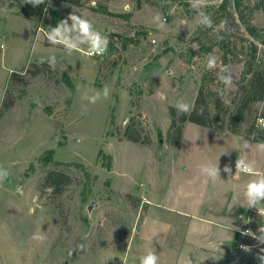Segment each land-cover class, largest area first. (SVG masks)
<instances>
[{
	"label": "rangeland",
	"instance_id": "1",
	"mask_svg": "<svg viewBox=\"0 0 264 264\" xmlns=\"http://www.w3.org/2000/svg\"><path fill=\"white\" fill-rule=\"evenodd\" d=\"M97 2L109 12L93 9L92 0L81 7L45 0L66 18L74 13L88 19L114 41L103 55L89 56L87 43L81 44L85 51L69 55L48 42L45 8L35 6L29 19L15 0H0V111L4 98L14 102L0 113V171L9 173L0 183V264H140L149 251L158 264H260L256 255L264 244L247 239L255 245L245 252L237 243L238 231L264 226V215L253 212L244 196L247 183L264 173V152L229 127L245 130L248 119L264 112V98L254 103L239 82L244 59L254 54L252 42L254 65L264 66L263 10L247 14V21L237 13L215 21L222 0L199 9L213 22L207 35L230 40L234 53L224 56L212 41L211 49L189 40L201 25L190 0H95V7ZM193 3L199 7V0ZM157 14L163 28L153 20ZM221 21L226 28L216 31ZM248 23L256 33H249ZM68 35L75 40L78 33ZM209 54L218 58L212 70L206 67ZM51 56L57 64L48 68L42 61ZM33 63L41 72H27ZM224 66L230 86L217 78ZM12 72L24 83L11 79ZM203 74L208 96L225 101L219 113L225 127L220 130L222 121L214 118L210 126L186 121L180 144L173 145L169 106L183 102L192 110ZM93 90L101 92L95 104L88 99ZM244 98L248 103L241 106ZM237 115L244 116L242 123ZM130 121L139 142L124 137ZM244 141L250 149L238 151ZM48 149L63 163L45 164L41 156ZM100 150L112 156L111 169ZM238 158L255 161L254 174L236 172ZM210 164L221 169L215 182L200 171ZM50 170L66 172L70 181L58 190L46 186ZM257 207L264 209V202ZM34 234L45 239L33 240Z\"/></svg>",
	"mask_w": 264,
	"mask_h": 264
},
{
	"label": "trees",
	"instance_id": "2",
	"mask_svg": "<svg viewBox=\"0 0 264 264\" xmlns=\"http://www.w3.org/2000/svg\"><path fill=\"white\" fill-rule=\"evenodd\" d=\"M64 2H67L71 5H74L76 7H81L85 5V3L89 0H61ZM15 4L19 8V12L23 14L26 18L32 19L33 18V10L35 6L33 7L32 4L24 3V0H15ZM97 7H94L93 9H98L104 13H108V7L106 5L99 4L97 2ZM40 8L45 10L48 13V17L45 20V24L48 25L50 28L55 27L60 20L65 19V14L58 8L48 6L46 3H43L39 5ZM234 9V12L231 11L228 13V9ZM255 9H262L264 12V0H222L219 9L217 10V19L214 18L215 21H218L219 19L223 17L234 19V13H237L241 17L242 20L247 21V14H251ZM207 30L202 25L199 26V28L195 31L193 36L190 37V41L197 42L201 41L203 48L204 47H212L210 45H217L220 47L223 52L224 56L228 55L229 53L233 54V48L231 47V42L229 39L222 38V36H219V34L215 35L216 33L207 35ZM248 30L249 33L254 34L256 33V27L253 25H250L248 23ZM144 37L148 36L147 30H142L139 32ZM215 35V40L213 41L211 39V36ZM112 37L115 36L112 34ZM220 38V39H219ZM209 41H212V44L208 45ZM114 41L110 40L107 47L111 48L113 46ZM250 50L251 54H255L257 52V44L252 42L250 44ZM251 55L250 57L244 59V68L241 73V79L239 82H245V87H247L248 90H246V94L252 96V99L254 100V103H260L262 102L264 98V66L263 68H256L254 65V60L256 56ZM47 60H43L42 63L49 68V64L46 62ZM227 63V61H225ZM36 68H27V72L29 73H38L41 72V69L36 63L32 64ZM15 77H20V81L24 83V77L19 76L18 72H12L11 79H15ZM62 78L65 81V83L70 87L71 90H74V85L70 79V76L67 73H62ZM206 74H203L201 85L198 89V93L194 102V106L190 113L187 114H181L177 115V110L174 105L169 106V115L171 117V128L174 129L175 135L171 139V143L173 145L178 146L180 144V139L182 137L183 133V127L184 123L186 121L196 123L201 126H210L211 121L214 118L215 120L222 121L221 126H219L220 130H223L225 127L224 121H225V114L222 116L219 113H221L223 107L225 106V101L222 99L221 96H216V98L211 99L208 96V91H205V81ZM141 92V91H140ZM249 99V98H248ZM13 100H6L4 98L2 102V107L0 113L2 111L9 109L13 105ZM247 98H244L242 100V105H247ZM213 112V113H212ZM243 115V114H242ZM238 116V115H237ZM239 122L242 123L244 116H238ZM259 118L264 119V112L260 113L258 116L255 117V120L248 119L247 123L249 122V126L246 127L245 130H240L235 127H229L231 131L234 133H238L243 135L246 139L252 140L254 142L264 143V123L260 124L257 121ZM232 121V120H231ZM234 122V121H233ZM131 121L128 124L125 132L124 137L127 139H130L132 141L139 142L141 141V138L138 134H136L134 131L131 130ZM54 149H48L42 156L41 159L45 164H50L51 162H54L55 164H62V161L55 160L54 157ZM99 157H105L106 160L103 161V165L107 167V169H111L112 166V156L105 154L103 150H100ZM84 167V164H81ZM30 168H33V165L30 166ZM70 175L67 174L64 171L59 170H50L47 172V175L44 178V184L46 186L52 187L53 189H60L59 187L63 184H67L70 180Z\"/></svg>",
	"mask_w": 264,
	"mask_h": 264
},
{
	"label": "clouds",
	"instance_id": "3",
	"mask_svg": "<svg viewBox=\"0 0 264 264\" xmlns=\"http://www.w3.org/2000/svg\"><path fill=\"white\" fill-rule=\"evenodd\" d=\"M24 3L32 4L33 6H39L45 3V0H24ZM192 9L197 10V15L199 17V23L207 28L213 27L212 19L206 13L199 11V9L208 6V0H199V7L197 4L193 3V0H190ZM92 6L95 7V0H92ZM125 11H130L131 6L125 5ZM154 22L157 24L158 27H164V20L157 14L153 18ZM69 21L72 22L71 26H69ZM226 28V21H221V23L217 26L216 31L224 30ZM77 32L78 36L76 39H71L69 37V33ZM47 40L52 45H62L66 52L71 55L73 52H81L85 51L81 47V44L87 43V54L89 56L95 55H103L107 51V45L109 43L107 37L102 36L101 33L94 29L93 24L86 18L82 16H78L76 14H70L67 18L60 20V22L55 26L52 27L50 31L46 33ZM222 38V37H221ZM192 48L194 50H199L198 43H192ZM217 57L213 54H209L207 58V65L206 67L208 70L215 69L217 67ZM50 67H55L57 64V57L51 56L46 61ZM229 69L227 66H224L220 69V72L217 74V78L220 82H222L225 86H230L232 84V76L222 75L221 73H228ZM93 93L88 99L89 103L95 104L97 100L101 97V92L93 90ZM102 94L104 98H107L110 94V90L105 87L102 90ZM177 110V115L187 114L190 113L191 108L189 104L178 102L175 105ZM86 111V110H85ZM264 123V120L261 121ZM259 151L264 152V143H260L257 145ZM250 149V144L248 141H244L238 147V151H245ZM236 172H241L244 174H254L255 168V161H246L245 159L238 158L235 162ZM201 173L206 176L211 181L215 182L217 178L220 177L219 165H204L201 166L200 169ZM224 172L229 173L231 176V167L229 165H225ZM9 173L7 171H0V183H2L7 177ZM245 199L249 208H256L258 209L260 215H264V209L258 208L257 206L264 202V173L258 175V177L254 180H251L247 183L245 192H244ZM257 233L248 230L244 232V235L251 236L255 239L258 244H264V226H260L257 230ZM33 240L42 241L45 239L44 236L39 234H34L32 236ZM80 249L83 248L82 245L79 246ZM241 248L245 252H251L252 249L250 246L241 245ZM260 253H264V248L260 249V252L257 253L256 258L260 261V264H264V255ZM71 255V253H70ZM159 257L155 253V251H149L146 255L141 257L140 264H158ZM124 264H127V261H124Z\"/></svg>",
	"mask_w": 264,
	"mask_h": 264
},
{
	"label": "built area",
	"instance_id": "4",
	"mask_svg": "<svg viewBox=\"0 0 264 264\" xmlns=\"http://www.w3.org/2000/svg\"><path fill=\"white\" fill-rule=\"evenodd\" d=\"M234 167V169L236 170V168H235V165L233 166ZM253 210V212H255V213H259V211L257 210V209H252ZM248 230H251L252 232H254V233H257V232H255L254 230H253V228L250 226V225H248V226H246L244 229H242V230H240V231H238L239 233H240V237H241V239H240V241H238V243H237V245L241 248V245H246V246H250V247H252L253 245H255V244H253V243H250L249 241H247V239H253L251 236H248V235H244L243 233L244 232H246V231H248ZM258 234V233H257ZM242 249V248H241ZM125 261V260H124ZM124 261L121 263V264H124ZM127 261V260H126ZM127 264H131V262H129V261H127Z\"/></svg>",
	"mask_w": 264,
	"mask_h": 264
},
{
	"label": "crops",
	"instance_id": "5",
	"mask_svg": "<svg viewBox=\"0 0 264 264\" xmlns=\"http://www.w3.org/2000/svg\"><path fill=\"white\" fill-rule=\"evenodd\" d=\"M253 209H255V208H253ZM261 209H262V208H261ZM250 214H252V213H250ZM192 222H193V223H192L193 225L196 223L195 221H192ZM194 222H195V223H194ZM201 226H203L206 230H208V226H207V225H205V224L202 225V224H201Z\"/></svg>",
	"mask_w": 264,
	"mask_h": 264
},
{
	"label": "water",
	"instance_id": "6",
	"mask_svg": "<svg viewBox=\"0 0 264 264\" xmlns=\"http://www.w3.org/2000/svg\"><path fill=\"white\" fill-rule=\"evenodd\" d=\"M93 205V204H92Z\"/></svg>",
	"mask_w": 264,
	"mask_h": 264
}]
</instances>
